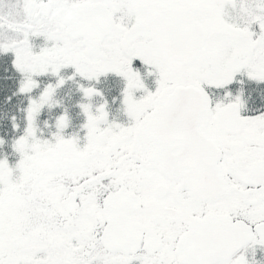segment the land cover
I'll list each match as a JSON object with an SVG mask.
<instances>
[{
	"label": "snow or ice",
	"instance_id": "snow-or-ice-1",
	"mask_svg": "<svg viewBox=\"0 0 264 264\" xmlns=\"http://www.w3.org/2000/svg\"><path fill=\"white\" fill-rule=\"evenodd\" d=\"M0 264H264V0H0Z\"/></svg>",
	"mask_w": 264,
	"mask_h": 264
}]
</instances>
